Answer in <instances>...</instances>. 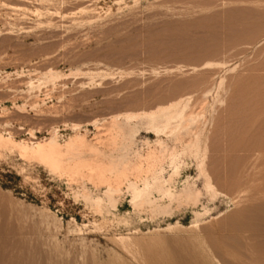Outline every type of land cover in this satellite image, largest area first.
I'll return each mask as SVG.
<instances>
[{
    "label": "rangeland",
    "instance_id": "1",
    "mask_svg": "<svg viewBox=\"0 0 264 264\" xmlns=\"http://www.w3.org/2000/svg\"><path fill=\"white\" fill-rule=\"evenodd\" d=\"M0 264H264V0H0Z\"/></svg>",
    "mask_w": 264,
    "mask_h": 264
}]
</instances>
